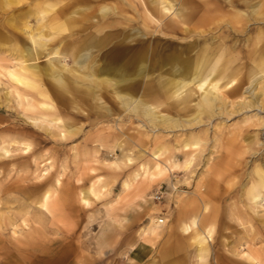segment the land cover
<instances>
[{
	"label": "rangeland",
	"instance_id": "374dc122",
	"mask_svg": "<svg viewBox=\"0 0 264 264\" xmlns=\"http://www.w3.org/2000/svg\"><path fill=\"white\" fill-rule=\"evenodd\" d=\"M31 1L19 4L24 8ZM94 1L79 2L75 9L99 3ZM124 1L110 3L136 17L144 33L141 40H157L158 46L166 39L177 46L191 41L203 27L216 34L225 30L223 22H212L219 13L211 8L214 0H195L200 6L188 21L194 28L190 34L162 26L171 15L150 22L142 6L148 0ZM14 8L12 3L0 5V17ZM238 39L242 48L244 38ZM0 48V264H256L247 259L251 252L264 264V199L251 209L244 194L253 165H264L262 79L243 85L242 96L225 105L216 99L215 113L202 114L200 120L191 113L205 86L197 87L191 108L184 110L173 105L181 95L170 98L156 89L149 107L177 122L155 126L121 106L110 90H102L101 99L95 100L80 92L84 87L74 95L54 94L57 86L43 78L39 88L17 83L4 70L11 65L7 58L13 57V40L0 39ZM65 64L73 65L70 56ZM155 70L153 76L161 71ZM143 85L142 81L139 93ZM16 91L26 97L18 98ZM250 115H257L260 123L245 125ZM71 124L76 132L61 139L60 131ZM155 151L166 168L160 176L151 166ZM186 153L194 154L188 168ZM141 163H148L147 168ZM89 188L94 193L84 202L83 191ZM44 192L50 195L41 206ZM151 218L158 237L147 231ZM193 218L197 220L191 225ZM185 226H190L187 231ZM195 231L207 238L208 254L202 259L192 240Z\"/></svg>",
	"mask_w": 264,
	"mask_h": 264
},
{
	"label": "bare ground",
	"instance_id": "6f19581e",
	"mask_svg": "<svg viewBox=\"0 0 264 264\" xmlns=\"http://www.w3.org/2000/svg\"><path fill=\"white\" fill-rule=\"evenodd\" d=\"M32 1L33 4L22 8L19 4L20 0H0L2 7L11 6V3L16 7L11 12H5L6 16L0 17V39L13 40L14 52L11 51L13 57L7 58L11 65L6 66L4 70L12 80L22 85H35L39 88L38 83L43 78L45 82L57 86L58 89L52 90L54 94L57 91L74 95V91L84 87L85 91L80 92L95 100L101 99L102 90H110L121 106L126 107L136 116H143L147 123L161 126L164 122L177 121L167 115L158 116L149 107L156 89L157 93L160 91L170 98L181 95L177 104L173 105L184 110L190 107L189 103L193 100L197 87L205 86L202 97L193 104V112L191 111V116L200 120L202 114L215 113L216 99L221 103L220 105H225L228 99L242 96L243 85L256 79H262L264 82V0H214L210 6L215 13L216 11L219 13L211 19L212 22L214 19V22L219 23L216 26L221 22L224 23V33L216 34L212 32V28L207 27L208 31H206L203 27L198 38L185 41L178 46L171 39H166L163 46H158L157 40L155 42L141 40L144 33L136 17L127 16L124 8H116L110 0H99L96 6L81 10L75 9L77 3H90L94 0ZM178 1L179 6H176ZM114 2L123 5L125 1L114 0ZM196 2L195 0H148L142 6L150 22H157L171 15L169 21L164 22L162 26L172 31L178 27L190 34L194 32V28L189 27L188 21L198 12L196 6H200L199 2L197 4ZM204 12L201 13L206 15ZM143 26L149 30L150 25L143 23ZM198 26L200 25L196 27ZM203 32H206V35ZM160 33L157 35L160 36ZM239 36L244 38L242 48H239ZM15 40L22 42L18 44ZM103 48L105 51L101 52ZM67 56L71 57L72 66L65 64ZM42 57L47 58L41 63L38 60ZM158 68L161 71L153 76L155 69ZM146 76L151 78L148 79ZM142 81L144 85L142 92L139 93L138 88ZM43 91V96L47 98L48 91L46 89ZM22 92L15 93L18 98L24 99L26 95ZM262 93L261 105L264 108V87ZM71 101L75 102L73 96ZM40 104L51 106L49 102ZM250 104L251 102L247 105ZM253 121L256 125L260 123L257 115L245 117L243 123L251 125ZM75 132L76 129L72 124L64 126L59 137L67 139ZM197 143L194 142L193 146L195 147ZM184 147L187 145L185 144ZM193 155L186 153L185 168L193 163ZM157 157L158 153L155 151L153 158L156 161L151 166L155 170L154 174L160 176L166 168L157 161ZM145 164L141 163V166L147 168L148 163ZM251 172L250 184L245 188L244 194L252 209L253 205H260L259 203L264 199V165L255 163ZM137 175L136 172L135 178ZM89 193H94L93 188L83 191L82 201H87L86 197ZM49 195L48 192H44L41 196V206L46 205ZM196 220L193 218L191 225L195 224ZM204 220L205 217H202L199 222L203 223ZM155 222L154 218H151L147 231L150 232V236L158 237L160 232ZM189 227L185 226L183 229L187 231ZM192 236L196 244L197 257L202 259L208 254L207 238L204 232L200 231H195ZM248 256L250 262L260 264L258 257L252 252Z\"/></svg>",
	"mask_w": 264,
	"mask_h": 264
},
{
	"label": "built area",
	"instance_id": "2783aa9c",
	"mask_svg": "<svg viewBox=\"0 0 264 264\" xmlns=\"http://www.w3.org/2000/svg\"><path fill=\"white\" fill-rule=\"evenodd\" d=\"M158 222H159V223H162V222H163V218H159V219H158Z\"/></svg>",
	"mask_w": 264,
	"mask_h": 264
}]
</instances>
